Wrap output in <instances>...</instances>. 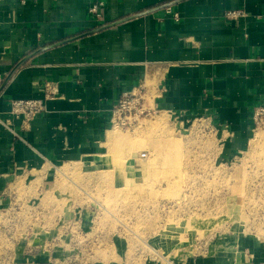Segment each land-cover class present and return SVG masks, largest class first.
<instances>
[{
	"label": "crops",
	"instance_id": "crops-1",
	"mask_svg": "<svg viewBox=\"0 0 264 264\" xmlns=\"http://www.w3.org/2000/svg\"><path fill=\"white\" fill-rule=\"evenodd\" d=\"M0 77V210L29 203L58 166L100 163L112 105L143 85L148 107L202 120L233 158L264 105V0H0ZM36 98L34 117L11 114L12 100ZM241 251L175 264H264V243Z\"/></svg>",
	"mask_w": 264,
	"mask_h": 264
},
{
	"label": "rangeland",
	"instance_id": "rangeland-1",
	"mask_svg": "<svg viewBox=\"0 0 264 264\" xmlns=\"http://www.w3.org/2000/svg\"><path fill=\"white\" fill-rule=\"evenodd\" d=\"M108 129V157L58 166L51 185L15 203L0 225V264H28L26 253L38 264L238 263L249 239L264 243V120L233 158L217 155L202 120L166 111Z\"/></svg>",
	"mask_w": 264,
	"mask_h": 264
},
{
	"label": "built area",
	"instance_id": "built-area-1",
	"mask_svg": "<svg viewBox=\"0 0 264 264\" xmlns=\"http://www.w3.org/2000/svg\"><path fill=\"white\" fill-rule=\"evenodd\" d=\"M102 2L93 3L89 11L97 19H101ZM234 14V15H233ZM243 12L238 10L232 12L231 15H242ZM1 81V77H0ZM138 91L139 93H136ZM44 109L43 100L36 99H15L11 101L10 112L11 114L19 117L23 116L25 119H30L40 113ZM158 112L154 108H150L146 104L145 91L143 86H139L132 91L124 92L112 105L109 112L110 126H126L131 127L135 123L138 117L142 114L148 116L150 113ZM254 126L264 120V105L258 106L254 109L252 114ZM146 157L145 152L136 155V159L141 160ZM15 208V203L10 205L7 209L0 210V225L5 216Z\"/></svg>",
	"mask_w": 264,
	"mask_h": 264
},
{
	"label": "bare ground",
	"instance_id": "bare-ground-1",
	"mask_svg": "<svg viewBox=\"0 0 264 264\" xmlns=\"http://www.w3.org/2000/svg\"><path fill=\"white\" fill-rule=\"evenodd\" d=\"M144 86V85H143ZM146 86V85H145ZM145 98H146V104H147V106H148V103L149 104H151L150 102H151V98L149 97V95H147L146 94V92H145ZM152 106V105H151ZM114 126H117V125H114ZM112 131H114V130H112ZM108 132L107 133V135H108V138H114V137H116L117 135H116V133H114V132ZM117 131V130H116ZM118 132V131H117ZM256 134V133H255ZM257 134H259V133H257ZM137 154H139V153H137ZM105 156L106 157H108V155H107V153L105 154ZM59 168V167H58ZM57 172H58V170H57ZM63 175H64V173H63ZM66 176V175H65Z\"/></svg>",
	"mask_w": 264,
	"mask_h": 264
}]
</instances>
